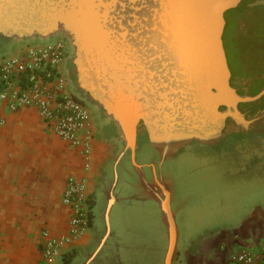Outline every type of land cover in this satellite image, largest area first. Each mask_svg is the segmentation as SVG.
Segmentation results:
<instances>
[{
  "label": "water",
  "instance_id": "95a60500",
  "mask_svg": "<svg viewBox=\"0 0 264 264\" xmlns=\"http://www.w3.org/2000/svg\"><path fill=\"white\" fill-rule=\"evenodd\" d=\"M242 0H0V42L66 36L76 84L110 118L123 147L113 161L103 213L104 233L84 264H92L113 235L118 166L129 153L144 193L159 206L166 229L164 264H175L180 229L170 181L139 162L144 126L161 163L192 142L215 145L231 119L242 131L264 122L239 105L261 100L231 84L224 46L226 13Z\"/></svg>",
  "mask_w": 264,
  "mask_h": 264
},
{
  "label": "crops",
  "instance_id": "0c3cea01",
  "mask_svg": "<svg viewBox=\"0 0 264 264\" xmlns=\"http://www.w3.org/2000/svg\"><path fill=\"white\" fill-rule=\"evenodd\" d=\"M122 147L123 142L118 139L114 126L108 137L98 133L93 145L91 166L85 169L84 155L51 132L35 109L25 108L11 112L1 104L0 264H38L42 257V232L45 229L57 234L67 232L70 210L63 204L62 197L69 175L87 177L88 188L100 217L102 179L107 177L105 167L112 158L115 160ZM149 204L156 208L166 239V243L159 249L161 264H164L167 235L158 204L147 196L134 205L146 207ZM240 219L238 223L228 227L229 232L223 231L220 225L194 229L186 222L185 217L184 221H178L179 254L175 264H233L232 256L243 248L259 252L264 245V200L250 206ZM122 222L125 226L127 219L123 218ZM127 229L130 230L128 227ZM98 230L91 226L64 253L77 248L84 256L88 255L87 252L94 248ZM115 233L114 240L120 246L119 258L114 260L115 264H147V260L137 259L141 252L138 249L145 250L143 244L133 245L121 231L116 230ZM110 242L109 240L106 247ZM62 255L55 258L52 264H62ZM260 259L264 260L262 253Z\"/></svg>",
  "mask_w": 264,
  "mask_h": 264
},
{
  "label": "built area",
  "instance_id": "2783aa9c",
  "mask_svg": "<svg viewBox=\"0 0 264 264\" xmlns=\"http://www.w3.org/2000/svg\"><path fill=\"white\" fill-rule=\"evenodd\" d=\"M72 50L64 35L15 41L0 56V105L11 112L35 109L48 129L84 155L91 166L97 122L93 107L78 99L71 88L67 63ZM69 208L66 233L42 232L38 264H52L55 257L73 247L91 229V193L86 176L69 175L62 197ZM259 252L243 248L232 256L233 264H264Z\"/></svg>",
  "mask_w": 264,
  "mask_h": 264
},
{
  "label": "rangeland",
  "instance_id": "374dc122",
  "mask_svg": "<svg viewBox=\"0 0 264 264\" xmlns=\"http://www.w3.org/2000/svg\"><path fill=\"white\" fill-rule=\"evenodd\" d=\"M258 23L255 28H264ZM3 51L4 48L0 44V54ZM247 135H253L254 138ZM113 160L112 158L106 165L105 177H107L102 179V221L98 218L96 221L97 225L102 224V227L98 230L94 248L104 233L103 213L114 170ZM171 163L177 172L185 175L187 181H190L189 177L194 175L196 178H204L202 181L188 182L186 185L175 181V207L182 221H184L183 215H186L187 222L198 223L214 209L216 212L214 219L219 220L222 230L226 232L228 227L241 220L250 206H255L264 200L262 198L264 197V135L262 134L241 133L237 141L229 139L213 146L193 142L182 149ZM182 189H187L189 194L184 196ZM157 217L156 208L152 204L145 207L116 203L111 214L113 232L121 231L133 245L143 244L145 250L138 249L141 252L137 255V259L147 260V264L162 263L159 249L166 243V239ZM123 218L127 219L126 227L122 225ZM127 227L129 231L126 230ZM92 250L87 254L89 255ZM98 259L93 264H96Z\"/></svg>",
  "mask_w": 264,
  "mask_h": 264
},
{
  "label": "flooded vegetation",
  "instance_id": "af4514ba",
  "mask_svg": "<svg viewBox=\"0 0 264 264\" xmlns=\"http://www.w3.org/2000/svg\"><path fill=\"white\" fill-rule=\"evenodd\" d=\"M228 21L230 24V44L232 49H235L236 46L238 45V41H236L235 34L240 33L242 31L241 29L236 27V25H240L239 22L240 20H238L237 15H231L230 18L226 17V25ZM224 46L228 58V63L230 66V57L225 42H224ZM73 54H74L73 50H71L69 60L67 63V73L71 79V88L77 97L83 100H88L87 95L76 84V72H75V66L73 64ZM239 108L247 119H253L257 117L262 110H264V97L256 102L242 103L239 105ZM93 109L95 111V117L98 127L97 136L98 133L101 132L103 137H108L110 134H112L113 131V124L111 119L104 116L103 113L99 110V108L93 107ZM241 133L244 134L259 133L264 135V122L258 126H255L253 131H242L231 119H228L227 126L224 130L223 142L229 139H234L235 141H237L241 136ZM249 136H252L251 138H254L253 135H247V137ZM138 145L139 147L137 151V157L139 162L144 165L147 181L153 182L154 170L157 176L160 177L162 173L166 179L171 180L172 188L174 191L173 207L177 213L178 221H182L180 219L181 217L179 211L174 205L176 198L175 181L182 183V185H186L188 182L202 181L204 178L203 177L196 178V176L194 175L192 177H189L191 179L190 181H187L185 175L176 171V168L173 167L171 162H173L174 158H176L182 150H180L176 156L168 157L164 162L161 163L160 156L158 155L157 151L149 144L148 134L144 126H140L138 129ZM118 171H119V183L117 187V198H118L117 204L121 202L125 205H133L136 202H142V200L147 198V195L144 193V188L141 184L139 176L136 173L130 161L129 153H127L120 161L118 166ZM186 190L187 189H182L183 191L182 193L184 196L189 194ZM260 195L262 196V193ZM262 198L264 197L262 196ZM184 199L186 202V197H184ZM215 213H216L215 210L212 209L209 213H207V215L205 214L206 216L204 215L205 217L200 222L195 224L189 223L187 222V220L186 222L197 230L202 229L203 227H210L212 225L216 227L217 225H220V223L219 220L217 221L214 219L216 216ZM183 217H186V215H184ZM114 235L115 233L113 232V235L110 239L111 241L110 244H108L104 252L100 255L96 264H115L114 260L115 259L118 260L120 253V246L119 244H116L114 240L115 239Z\"/></svg>",
  "mask_w": 264,
  "mask_h": 264
},
{
  "label": "trees",
  "instance_id": "16d2710c",
  "mask_svg": "<svg viewBox=\"0 0 264 264\" xmlns=\"http://www.w3.org/2000/svg\"><path fill=\"white\" fill-rule=\"evenodd\" d=\"M237 15L240 25H236L242 31L235 34L238 45L232 49L230 44V24L225 27L224 42L230 57V69L232 72L231 84L241 95H255L264 88V28H255L256 24L264 26V0H242L239 7L226 13V17ZM259 19V21H258ZM258 30V31H257ZM11 42H0L4 51L0 54L9 53L13 46ZM77 97V96H76ZM91 107H98L96 103L83 100ZM99 110L102 112L101 108ZM103 113V112H102ZM113 124V123H112ZM102 136V133L99 132ZM91 221L93 227L100 229L102 224L97 225V218L102 221L95 209L94 198L91 197ZM82 251L73 248L62 255V264H82L85 261Z\"/></svg>",
  "mask_w": 264,
  "mask_h": 264
},
{
  "label": "bare ground",
  "instance_id": "6f19581e",
  "mask_svg": "<svg viewBox=\"0 0 264 264\" xmlns=\"http://www.w3.org/2000/svg\"><path fill=\"white\" fill-rule=\"evenodd\" d=\"M170 183H171V180H170ZM173 200H174V198H173ZM178 219V218H177Z\"/></svg>",
  "mask_w": 264,
  "mask_h": 264
}]
</instances>
